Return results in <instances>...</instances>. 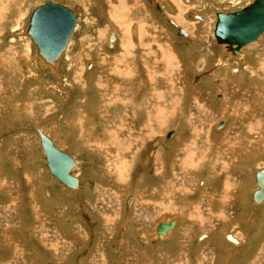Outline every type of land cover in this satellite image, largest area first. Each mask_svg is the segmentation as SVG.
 <instances>
[{
  "label": "rangeland",
  "instance_id": "obj_1",
  "mask_svg": "<svg viewBox=\"0 0 264 264\" xmlns=\"http://www.w3.org/2000/svg\"><path fill=\"white\" fill-rule=\"evenodd\" d=\"M45 1L0 0V264H264V32L235 57L214 33L253 0H56L78 13L57 70L27 33Z\"/></svg>",
  "mask_w": 264,
  "mask_h": 264
},
{
  "label": "water",
  "instance_id": "obj_2",
  "mask_svg": "<svg viewBox=\"0 0 264 264\" xmlns=\"http://www.w3.org/2000/svg\"><path fill=\"white\" fill-rule=\"evenodd\" d=\"M77 23V13L68 4L47 0L35 7L28 30L33 34L40 52L53 61L66 47L68 38ZM181 30L186 32L182 27ZM264 31V0H254L234 11L218 12L215 34L220 42L227 44L234 52L241 45L251 42ZM41 144L46 152L47 163L59 180L70 187H79V176L72 173L74 157L58 148L50 136L39 129ZM258 187L253 191L257 201L264 200V167L257 170ZM169 227L161 223L159 229Z\"/></svg>",
  "mask_w": 264,
  "mask_h": 264
},
{
  "label": "bare ground",
  "instance_id": "obj_3",
  "mask_svg": "<svg viewBox=\"0 0 264 264\" xmlns=\"http://www.w3.org/2000/svg\"><path fill=\"white\" fill-rule=\"evenodd\" d=\"M254 1V0H253ZM44 3V2H43ZM42 4V3H41ZM40 5V4H39ZM38 6V5H37ZM36 6V7H37ZM35 9V8H34ZM34 9L32 10V12H31V15H30V18H29V25H30V19H31V16H32V13H33V11H34ZM220 12V11H219ZM226 12H228V11H226ZM77 13V12H76ZM116 15H118V17L116 16ZM116 15H114L115 17H113V19H115V20H117V19H119L120 20V18H122V20L124 21V16H122L121 14H119V13H116ZM199 18H202V19H204V16L203 15H197ZM217 19H218V13H217ZM125 22V26H126V22L127 21H124ZM216 23H217V20H216ZM216 23H215V28H216ZM77 24H78V13H77V23H76V25H75V27L77 26ZM29 25H28V27H29ZM128 25V24H127ZM75 27H74V29H73V31H72V33L70 34V36H69V38H68V42H67V45H66V47L61 51V53H60V55L57 57V58H55L53 61H49V60H47L46 59V57L44 56V54L42 53V52H40V50H39V47H38V45H37V43H36V41H35V39H34V36H33V34L27 29V33L31 36V38H32V40L34 41V43H35V45H36V49H37V54H38V56L41 58V60L43 61V63H45V65H48V66H51L52 68H53V70H57V68H58V65H59V61L61 60V58H62V56L64 55V52H65V50L67 49V47H68V45H69V41H70V37H71V35L73 34V32H74V30H75ZM126 32V31H125ZM264 32V31H263ZM262 32V33H263ZM187 33V32H186ZM214 33H215V29H214ZM261 33V34H262ZM260 34V35H261ZM259 35V36H260ZM215 36H216V34H215ZM116 38H117V34H116V32L115 31H112L111 32V34H110V36H109V39H108V44L110 45V46H113V45H115V41H116ZM216 39H217V37H216ZM258 39V38H257ZM256 40V39H255ZM217 41L218 42H220L218 39H217ZM252 41H254V40H252ZM251 41V42H252ZM127 42V41H126ZM221 43H224V42H221ZM248 43H250V42H248ZM248 43H246V44H248ZM225 44V48L227 49V51H230L231 53H228V54H230L231 56H234L235 57V55H238L237 53H240L241 51H242V48H243V46L244 45H246V44H243V45H241L240 46V48H239V51L238 52H234L231 48H229L228 46H227V44L226 43H224ZM128 45V42L127 43H125V45H124V47H125V49H128V48H126V46ZM129 46V45H128ZM174 56V55H173ZM173 56H169V59L170 60H173ZM168 58V57H167ZM227 71V70H226ZM251 78V77H250ZM152 82H153V79H152ZM152 85V84H151ZM225 89H226V87H225ZM222 101V100H221ZM41 130L42 131H44L43 130V128H41ZM45 132V131H44ZM38 134H39V132H38ZM39 138H40V135H39ZM51 138V137H50ZM53 140V139H52ZM40 143H41V140H40ZM53 143H54V141H53ZM42 145V144H41ZM43 147V146H42ZM43 150H44V148H43ZM44 152H45V150H44ZM45 158H46V152H45ZM75 159V158H74ZM46 162H47V158H46ZM75 163H76V161H75ZM48 164V163H47ZM48 167H49V165H48ZM50 169V168H49ZM50 171H51V169H50ZM52 172V171H51ZM52 174L54 175V173L52 172ZM56 175H54V177H55ZM57 177V176H56ZM79 182H80V180H79ZM79 185H80V183H79ZM257 187H258V185H257ZM79 188V187H78ZM72 189V188H71ZM253 194V193H252ZM256 202V201H255ZM161 223H165V224H168V226L169 227H167L166 229L165 228H163V229H159V225L161 224ZM176 224H178V218L176 217V216H172V217H169V218H167V217H165V218H163L158 224H157V227H156V231H157V233L158 234H163V235H157L156 234V237L158 236V237H160V236H162L163 238H165V239H167V238H169V235H171V234H173V229L175 228V226H176ZM172 230V231H171ZM175 233V232H174ZM153 236V235H152ZM227 236H228V239L230 240V241H232L233 243H238L239 242V239L238 238H236L233 234H231V235H229V233H227ZM240 240H242V239H240Z\"/></svg>",
  "mask_w": 264,
  "mask_h": 264
}]
</instances>
